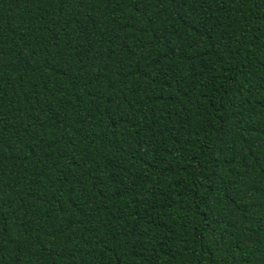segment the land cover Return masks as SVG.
Instances as JSON below:
<instances>
[{
  "label": "trees",
  "instance_id": "1",
  "mask_svg": "<svg viewBox=\"0 0 264 264\" xmlns=\"http://www.w3.org/2000/svg\"><path fill=\"white\" fill-rule=\"evenodd\" d=\"M0 264H264V0H0Z\"/></svg>",
  "mask_w": 264,
  "mask_h": 264
}]
</instances>
